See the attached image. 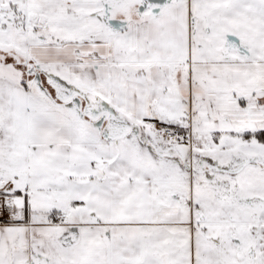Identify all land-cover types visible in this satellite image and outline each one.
I'll return each instance as SVG.
<instances>
[{
  "label": "snow or ice",
  "instance_id": "1",
  "mask_svg": "<svg viewBox=\"0 0 264 264\" xmlns=\"http://www.w3.org/2000/svg\"><path fill=\"white\" fill-rule=\"evenodd\" d=\"M0 264H264V0H0Z\"/></svg>",
  "mask_w": 264,
  "mask_h": 264
}]
</instances>
